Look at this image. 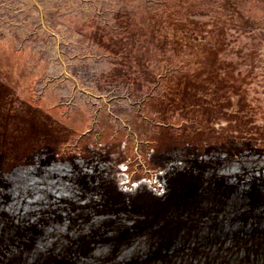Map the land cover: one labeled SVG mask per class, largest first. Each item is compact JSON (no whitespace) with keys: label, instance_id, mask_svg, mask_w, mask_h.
<instances>
[{"label":"rangeland","instance_id":"obj_1","mask_svg":"<svg viewBox=\"0 0 264 264\" xmlns=\"http://www.w3.org/2000/svg\"><path fill=\"white\" fill-rule=\"evenodd\" d=\"M106 136L149 212L53 161ZM0 264H264V0H0Z\"/></svg>","mask_w":264,"mask_h":264},{"label":"crops","instance_id":"obj_2","mask_svg":"<svg viewBox=\"0 0 264 264\" xmlns=\"http://www.w3.org/2000/svg\"><path fill=\"white\" fill-rule=\"evenodd\" d=\"M167 147H153L146 157L152 177L136 174L132 167L134 161L133 145L124 137H103L98 143L84 141L79 149L64 148L53 156V161H79L83 170L85 186L81 188L93 190L92 196L100 199L97 207L102 211L125 213L127 209L138 212H149L147 201L153 194L147 195V189L155 190V182H161V166L156 167L153 161H167ZM26 155L23 161H31ZM156 167V168H155ZM157 172V173H156ZM147 186V187H146ZM117 188L118 194L113 195ZM145 200V202H144ZM157 200V199H156ZM161 205L156 204V208Z\"/></svg>","mask_w":264,"mask_h":264},{"label":"built area","instance_id":"obj_3","mask_svg":"<svg viewBox=\"0 0 264 264\" xmlns=\"http://www.w3.org/2000/svg\"><path fill=\"white\" fill-rule=\"evenodd\" d=\"M143 150H142V148H138L137 149V158H136V168H137V171H138V167H140V168H142V169H144V172L145 173H149V174H153L152 172H151V170L148 168V166L146 165V162H145V160H144V158H143V152H142Z\"/></svg>","mask_w":264,"mask_h":264},{"label":"bare ground","instance_id":"obj_4","mask_svg":"<svg viewBox=\"0 0 264 264\" xmlns=\"http://www.w3.org/2000/svg\"><path fill=\"white\" fill-rule=\"evenodd\" d=\"M63 61V60H62ZM89 92V91H88Z\"/></svg>","mask_w":264,"mask_h":264}]
</instances>
